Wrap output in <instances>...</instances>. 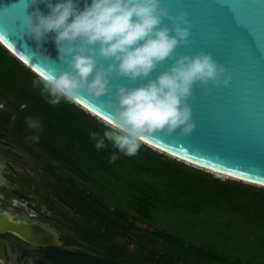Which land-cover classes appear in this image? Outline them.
Segmentation results:
<instances>
[{"label":"clouds","instance_id":"clouds-1","mask_svg":"<svg viewBox=\"0 0 264 264\" xmlns=\"http://www.w3.org/2000/svg\"><path fill=\"white\" fill-rule=\"evenodd\" d=\"M38 0H33L37 3ZM47 14L37 7L27 14L21 32L37 43L38 54L51 62L42 46L54 33L60 59L66 67L55 74H38L32 81L35 88L52 105L61 100L80 103V96H107L111 109L106 126L109 130L89 133L97 150L105 149V141L127 156H135L147 135H172L178 130L189 136L195 130L193 110L188 103L197 83L215 82L228 86L232 77L228 68L201 51L195 56L175 58L180 45L189 43L192 22L187 12L173 16L162 0H91L80 10L76 0H43ZM165 19L173 21L170 28ZM174 62L149 79L160 64ZM108 63H101L100 61ZM113 77L139 86L112 83ZM51 97V99H49ZM26 123L39 141L43 130L39 119L28 117ZM120 157L113 152L109 163Z\"/></svg>","mask_w":264,"mask_h":264},{"label":"water","instance_id":"water-1","mask_svg":"<svg viewBox=\"0 0 264 264\" xmlns=\"http://www.w3.org/2000/svg\"><path fill=\"white\" fill-rule=\"evenodd\" d=\"M76 2L83 10L91 0ZM162 3L173 16L187 12L192 22L189 43L176 49L175 58L195 56L201 51L210 53L228 68L232 79L228 86H216L215 82L194 86L188 101L196 124L191 135L181 136L179 130L170 136L157 133L145 136V142L201 166L264 185V0H162ZM37 7L45 14L49 12L43 0L37 3L0 0V43L29 65L31 71L55 74L66 67L60 59L55 34L50 33L43 43L44 54L51 60L45 62L38 54L37 43L21 32L23 20ZM164 23L173 26L172 20L165 19ZM173 62L170 58L160 64L149 79L167 71ZM147 82L112 78V83L129 87ZM107 100V96L82 94L80 106L109 120L112 110L106 107ZM11 217L0 213V234L12 233L35 245H60L56 235L45 228L14 223ZM0 260H5L1 240Z\"/></svg>","mask_w":264,"mask_h":264},{"label":"rangeland","instance_id":"rangeland-1","mask_svg":"<svg viewBox=\"0 0 264 264\" xmlns=\"http://www.w3.org/2000/svg\"><path fill=\"white\" fill-rule=\"evenodd\" d=\"M0 50L17 67H24L23 70L26 72L27 68L22 67L21 63L11 53H8L2 46ZM15 73L16 68L0 53V84L21 95L24 93V96L30 99L34 106L41 111L43 117L41 115H29L27 118L40 120L43 126L41 132L47 135L49 143L53 144L56 151L64 156V163H62V168L65 169L63 170L64 177L72 181L75 186L82 187L84 191L88 190L92 200L106 206H112L113 212L133 209L129 177L126 173L129 156L113 148L111 142L107 140L105 141L107 147L97 150L95 141L92 140L89 133L95 131L102 136L106 131L105 129L89 123V121L80 124L78 118H75V111L61 104H50L41 94V91L37 95L27 93L25 82H22L23 80ZM18 101L19 103L16 104L15 102ZM20 101L12 93L7 95L0 91V122L16 126L22 132H28L29 137H31L37 133L28 127L25 115L22 113L26 106ZM38 135L39 141H32L36 146L44 148V153L41 155L52 154L53 147L48 146V144L45 145V138L41 137L39 133ZM69 136L72 139L67 144L62 137ZM32 148L37 151L36 147L33 146ZM113 152L120 158L109 163ZM57 158L61 159L54 155V159L57 160ZM50 162L52 161L50 160ZM148 162L155 165L170 184L177 182L167 166H159V163L153 159H149ZM212 176L220 181L230 179L215 173ZM83 177L86 178V182ZM238 195L239 192L235 191L231 196L232 200L237 199ZM250 197L258 200L256 211L264 217V193L253 192ZM80 202L82 203L84 200L80 198ZM219 206L222 205L199 202L193 205L155 204L148 208L147 212L150 219L159 226L158 228L143 224L138 216H133L128 212H120L119 214L129 219L132 226L128 227V236H118L115 240L117 244H122L130 252L143 255L155 261L156 264L185 263L183 260L177 262L164 258L163 252L150 254L149 248L146 249L143 240V231L159 232L160 235L155 237V244L172 257L183 258L190 263L264 264V219L257 220L253 213L250 215L232 213L230 215L226 211H236L233 206ZM72 207L80 213V216L76 217L77 220L81 222L84 217H87V214L77 206ZM100 210L103 211V208ZM137 213L141 214L140 212ZM140 224L141 229L137 228ZM66 228L73 234V228ZM126 238L127 242L125 241ZM126 264L132 263L127 262Z\"/></svg>","mask_w":264,"mask_h":264},{"label":"flooded vegetation","instance_id":"flooded-vegetation-1","mask_svg":"<svg viewBox=\"0 0 264 264\" xmlns=\"http://www.w3.org/2000/svg\"><path fill=\"white\" fill-rule=\"evenodd\" d=\"M29 136L16 126L0 122V213L11 214L14 223L45 228L56 235L60 245H35L5 232L0 234L5 255L0 264H143L145 256L130 252L115 240L128 236L129 224L132 225L129 219L113 212L111 206L99 203L98 208L96 203L89 202L88 199L94 200L88 190L64 177V156L53 145V153L42 156L44 148L33 144ZM54 155L61 159L55 160ZM72 206L84 211L87 217L81 222L77 220L80 213ZM101 208L122 216L120 225L115 229L107 225L109 221ZM66 227L73 228V234ZM137 228L141 229V224ZM128 254L142 260L136 262Z\"/></svg>","mask_w":264,"mask_h":264},{"label":"trees","instance_id":"trees-1","mask_svg":"<svg viewBox=\"0 0 264 264\" xmlns=\"http://www.w3.org/2000/svg\"><path fill=\"white\" fill-rule=\"evenodd\" d=\"M0 53L16 68L15 74L21 80H23L22 82H25L26 84L25 91L29 94L32 93L34 95H37L38 92H40L41 90L40 88L33 87L32 81L34 79H38V77L34 75L31 71H29L30 69H26L27 67L25 65L24 66L26 67V72L23 70L24 67L22 64L21 66L23 68L17 67L13 61L8 59L3 54V51L0 50ZM0 91L7 95L9 93H12L16 98L22 101V104L26 106L25 110L22 111L26 119L29 115H41V117H43L41 111L34 106L30 99L24 96V93L21 95L20 93L13 91L12 89L4 87L3 84H0ZM15 103L18 104L19 101ZM59 104L64 107L71 108L73 111H75V118H78L80 124L89 121V123L91 122L97 125L98 127H101L102 129L109 130L105 124L88 114L79 106L63 99ZM39 134L41 135V137L45 138L49 145H53L49 143L46 134L42 132H39ZM62 138L63 141H65L67 144H69L72 139V137L70 136ZM149 159L155 160V162L159 163V166H167L169 171H172L173 176L175 177L177 182L170 184L169 181L165 179L164 174L155 165H151V163L148 162ZM182 162L172 159L142 145L135 156H129V161L126 167V173L129 177V186L131 192L130 196L133 209L127 211H118L128 212L133 216H138L143 224H149L156 228H158L159 226H157V224H155L150 219L149 214L147 212V209L155 204L167 205L169 203H178L193 205L199 202L222 205L219 207H223L224 205H230L233 206L236 210L226 211L230 215H232V213H243L246 215H250L251 213H253L257 220L264 219V217L256 211V202H258V200L252 199L250 197V194L253 192L264 193L263 188H257L255 186L244 184L230 179L220 181L219 179L214 178L212 174L193 168L191 167V165L189 166ZM83 179L85 181L86 178L83 177ZM235 191H238L239 195L237 196V199L232 200L231 196ZM88 201L96 203L98 208L100 207L98 201H91L90 199H88ZM102 212L103 217L107 218L109 221L107 225H111L112 229H115L116 227H118V225H120L121 220L123 219L122 216H116V214L110 213L107 208H104ZM137 212H140L141 214ZM97 218L101 217L97 216ZM129 226L132 225L129 224ZM142 233L144 235L143 240L146 244V249L149 248L150 254L163 252V257L170 259L171 261L178 262L180 260H183L185 264H194L190 263L189 261L183 258L172 257L168 252L159 248L154 242V240L156 239L155 237L160 235L159 232L143 231ZM128 256L130 258H134L136 262L137 260H142L140 257L137 256L129 254ZM143 264L154 263L150 262V260L145 257V259H143Z\"/></svg>","mask_w":264,"mask_h":264},{"label":"bare ground","instance_id":"bare-ground-1","mask_svg":"<svg viewBox=\"0 0 264 264\" xmlns=\"http://www.w3.org/2000/svg\"><path fill=\"white\" fill-rule=\"evenodd\" d=\"M4 47V46H3ZM5 49L9 52V53H11L15 58H18V60L21 62V63H23V65H25L27 68H31L29 65H27L23 60H21L17 55H15L10 49L8 50L6 47H5ZM25 63V64H24ZM32 69V68H31ZM36 72V71H35ZM37 74V73H36ZM38 75V74H37ZM77 105H79L80 106V103L79 104H77ZM81 107H83L86 111H88V112H90L91 114H93V115H95V116H97L98 118H100V119H102L104 122L105 121H107V120H105L104 118H102V117H100L99 115H97L96 113H94V112H92L91 110H89L88 108H86V107H84L83 105H81ZM146 145H148V146H150V147H152L153 149H155V150H157V151H159V152H161V153H165V154H167L168 156H172V158H175V159H177V160H179V161H183V162H186L188 165H191V166H194V167H196V168H199V169H202V170H205V171H209V172H211V173H215V174H218L219 176H225V177H229L230 179H234V180H237V181H241V182H244V183H247V184H251V185H256V186H259V187H264V185L263 184H259V183H256V182H252V181H248V180H244V179H241V178H237V177H234V176H230V175H228V174H224V173H221V172H219V171H216V170H213V169H210V168H207V167H204V166H201V165H199V164H196V163H194V162H191V161H189V160H186V159H184V158H181V157H179V156H176V155H174V154H172V153H170V152H167V151H165V150H162V149H160V148H158V147H156V146H153L152 144H149L148 142H144ZM143 143V144H144Z\"/></svg>","mask_w":264,"mask_h":264}]
</instances>
